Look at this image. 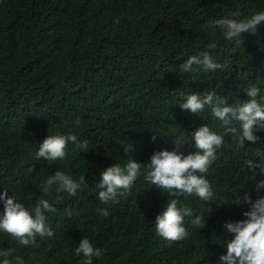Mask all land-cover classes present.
Listing matches in <instances>:
<instances>
[{
	"label": "trees",
	"instance_id": "16d2710c",
	"mask_svg": "<svg viewBox=\"0 0 264 264\" xmlns=\"http://www.w3.org/2000/svg\"><path fill=\"white\" fill-rule=\"evenodd\" d=\"M260 9L264 0H0V190L10 189L26 206L48 199L56 208L46 213L51 238L23 246L0 232V250L13 249V264L16 256L24 264H82L74 251L82 236L102 249L93 264H218L226 252L223 237L231 238L223 223L243 219L246 210L234 203V193L257 196L254 177L240 164L255 148L264 149V130L257 133L260 143L239 151L225 135L206 173L215 194L209 202L175 197L141 176L114 203L102 204L96 185L104 168L128 158L146 164L154 151L176 147V136L185 137L179 150L194 151V128L219 121L207 108L181 110L183 95L215 89L233 104L247 99L243 88L250 84L264 88V26L255 36L244 33L241 46L208 27L229 13ZM209 42L217 45L211 54L230 68L181 72L187 56ZM69 132L88 142L87 152L69 143L63 160L35 157L48 135ZM58 169L85 177L75 196L54 187L42 192ZM170 198L205 216L204 227L185 218L184 240L157 235L153 222Z\"/></svg>",
	"mask_w": 264,
	"mask_h": 264
},
{
	"label": "clouds",
	"instance_id": "9594fccd",
	"mask_svg": "<svg viewBox=\"0 0 264 264\" xmlns=\"http://www.w3.org/2000/svg\"><path fill=\"white\" fill-rule=\"evenodd\" d=\"M258 26H264V9L252 12L246 16L229 13L227 16L213 19L208 27L219 30L223 40L230 45L241 46L244 33L258 34ZM259 42V41H258ZM215 42H209L205 48L188 55L180 70L193 74L197 71L212 73L230 68V63L214 57L209 50L216 48ZM247 99L237 100L233 104L217 94L215 89H205L203 92L191 91L183 95L181 110L200 114L205 108L210 109V115L219 121L218 126L210 127L201 124L191 132L190 140L194 151L179 150V145L185 140L183 135L176 136L171 150L154 151L149 161L144 164L133 158L123 163L113 164L100 171L96 196L100 203L115 202L118 195H123L134 185L138 177L162 192L193 195L201 202L215 199V194L206 173L217 159V151L225 143L224 137L230 134L237 151L246 143H260L257 133L264 130V88L256 83L243 88ZM238 121V126L234 123ZM217 128L219 130H217ZM75 144L78 148L88 151V142L78 139L77 134H51L44 138L35 151L37 159L55 162L66 157V145ZM131 146L125 151H130ZM143 165V166H142ZM240 171L254 177L257 191L255 199L249 191L243 195L234 193V203L245 205L243 219H229L223 223L225 234H231L228 239L223 237L226 252L219 258L218 264H264V149L257 147L246 154L240 164ZM85 177L74 178L61 169L49 175L40 186L43 193H48L53 187L57 193L65 192L75 196L82 188ZM10 189L0 190V232L9 234L19 245L28 246L36 243V238H51L53 229L48 224L46 213L55 212L56 208L48 199H39L35 205H25L14 192L8 195ZM99 215L107 216V208L96 209ZM203 215L191 206L181 204L176 198H170L163 211L156 215L154 229L157 235L167 241L184 240L189 236L185 226V218L190 223L203 228ZM13 249L0 250V264H13L10 255ZM75 255L82 258V264H93V259L102 255V249L96 246L87 236L77 243ZM15 264H24L20 256L14 257Z\"/></svg>",
	"mask_w": 264,
	"mask_h": 264
}]
</instances>
